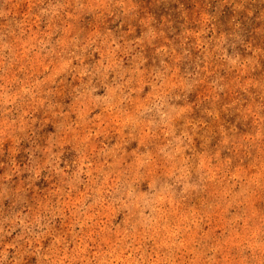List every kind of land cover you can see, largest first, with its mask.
<instances>
[{
  "label": "rangeland",
  "instance_id": "obj_1",
  "mask_svg": "<svg viewBox=\"0 0 264 264\" xmlns=\"http://www.w3.org/2000/svg\"><path fill=\"white\" fill-rule=\"evenodd\" d=\"M0 264H264V0H0Z\"/></svg>",
  "mask_w": 264,
  "mask_h": 264
}]
</instances>
